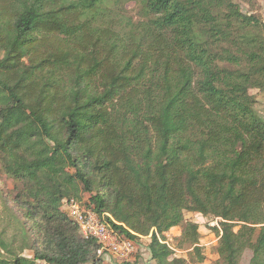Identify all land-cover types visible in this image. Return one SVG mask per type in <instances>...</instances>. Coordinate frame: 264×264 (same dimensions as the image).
Returning <instances> with one entry per match:
<instances>
[{
    "label": "trees",
    "instance_id": "trees-1",
    "mask_svg": "<svg viewBox=\"0 0 264 264\" xmlns=\"http://www.w3.org/2000/svg\"><path fill=\"white\" fill-rule=\"evenodd\" d=\"M105 1L0 0V173L17 188L20 249L34 250L0 238V264H106L64 209L82 193L120 234H150L156 264H186L159 240L176 226L202 264L185 212L216 219L223 264L245 248L264 264V119L250 94L264 91V21L234 0H143L149 22L111 28L96 19Z\"/></svg>",
    "mask_w": 264,
    "mask_h": 264
},
{
    "label": "rangeland",
    "instance_id": "rangeland-1",
    "mask_svg": "<svg viewBox=\"0 0 264 264\" xmlns=\"http://www.w3.org/2000/svg\"><path fill=\"white\" fill-rule=\"evenodd\" d=\"M234 1L239 5L242 13L258 16L264 21V0ZM151 17L152 15L147 12L143 5V0H106L101 8V13L97 15L96 19L97 23L104 24L108 27L112 26L111 28H114V24H126V20H128L139 29L142 27V23L149 22ZM110 21H114V24H111ZM250 94H252L255 99V113L264 119V91L254 88L250 89ZM16 192V185L11 179L6 177L3 173H0V238L4 239L6 242H11L14 252L25 257L33 258V249H20L24 244L20 226L21 222L24 221V216L23 212L16 207L13 200ZM87 196L88 195L82 193V199L80 201L84 203V205H86ZM184 217L187 221L198 224V242L201 247L200 256L202 257V264H223L216 249L219 234L215 229L211 228L213 225L218 226L216 219H212L210 216H202L197 212H185ZM238 225L234 227V229H238ZM181 232L182 228L180 226L173 227L165 233L164 237H159V240L166 243L168 247L172 249V256L185 259L186 264L194 263L198 258L192 252L190 245L182 241ZM149 240L150 234L144 236L140 241H137L138 250L132 258H129L131 261L137 258L139 264H156L155 261L150 258V253L147 249ZM31 242L34 241L30 240V243ZM34 246L37 247V243H34ZM0 255L6 257L10 256L8 252L2 249L1 245ZM101 257L106 264L123 263L122 260L113 257L108 251L101 253ZM251 257L252 251L249 248H245L239 260V264H249ZM37 264H44V262L37 260Z\"/></svg>",
    "mask_w": 264,
    "mask_h": 264
},
{
    "label": "built area",
    "instance_id": "built-area-1",
    "mask_svg": "<svg viewBox=\"0 0 264 264\" xmlns=\"http://www.w3.org/2000/svg\"><path fill=\"white\" fill-rule=\"evenodd\" d=\"M63 206L67 215L77 224L81 235L97 240L101 246L100 252L108 251L113 257L124 260L129 259L130 255L138 250L137 241L120 234L111 227L104 215L99 216L76 198L64 200Z\"/></svg>",
    "mask_w": 264,
    "mask_h": 264
}]
</instances>
